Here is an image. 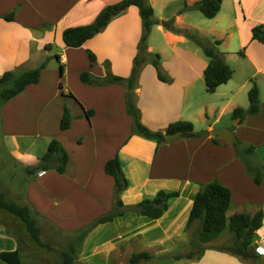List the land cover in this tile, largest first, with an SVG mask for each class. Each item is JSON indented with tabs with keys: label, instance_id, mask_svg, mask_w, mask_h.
<instances>
[{
	"label": "crops",
	"instance_id": "crops-1",
	"mask_svg": "<svg viewBox=\"0 0 264 264\" xmlns=\"http://www.w3.org/2000/svg\"><path fill=\"white\" fill-rule=\"evenodd\" d=\"M121 1L0 0V75L46 63L37 83L26 86L1 107L6 149L24 167L34 166L45 153L44 145L57 140L68 158L63 174L53 169L34 174L27 188L28 202L53 224L70 227L82 216L83 226L89 225L112 208L114 181L105 174L104 164L117 156L128 181L119 195L124 205L152 199L160 190L178 191L179 196L167 201V209L157 219L125 213L97 224L82 240L83 263L91 264L98 252L115 261L123 249L131 254L129 249L137 242L169 246L186 231L195 194L213 180L231 193L230 206L235 210L229 207L227 216L241 208L248 214L261 210L262 224L255 240L264 255V182L254 183L231 143L209 134L157 145L132 133L133 120L126 108L128 96L139 111L140 123L151 131L164 133L176 121L192 123L193 130L199 125L200 131L208 133L211 129L230 130L233 137L254 146L256 158L264 165V41L251 40V29L264 25V0H221L212 18L198 10L180 12L185 4L199 0H148L157 22L147 35V51L159 56V70L166 81L159 80L155 68L145 63L132 90L124 82L101 86L83 83L79 78L83 72L93 78H129L143 32L139 11L126 7L77 48L64 45L62 32L93 23L104 7ZM13 10V21L1 18ZM183 32L218 41L225 62L232 63L227 64L231 78L213 93L206 91L204 83L208 58ZM88 52L94 55L93 62ZM53 60L54 67L50 65ZM251 79L258 88L259 112L233 125V109L249 105ZM64 107L71 120L69 128L61 131ZM88 110H93L92 116L85 115ZM33 148L42 154L36 156ZM96 230H107L111 236L86 250L87 237ZM206 258L241 264L215 250H206L197 262L188 264H200Z\"/></svg>",
	"mask_w": 264,
	"mask_h": 264
},
{
	"label": "trees",
	"instance_id": "trees-1",
	"mask_svg": "<svg viewBox=\"0 0 264 264\" xmlns=\"http://www.w3.org/2000/svg\"><path fill=\"white\" fill-rule=\"evenodd\" d=\"M221 0H199L192 5L185 4L180 12L187 10H198L207 18H212L219 11ZM134 6L138 9L142 20L143 32L138 46L137 54L134 58L133 68L128 79L108 75L105 78H93L89 73H81L80 81L91 85L101 86L108 84L126 83L129 90L133 89L134 82L139 73L140 67L145 63H150L156 70L157 78L161 81H166V78L159 70V56L151 54L147 51L146 39L150 31V27L157 21L153 18V10L148 3V0H122L121 2L104 7L96 16L93 23L85 26L69 27L62 32V41L66 47L77 48L82 46L87 40L98 34L107 25L110 19L119 14V8ZM14 10L8 14H4L1 18L5 21L14 20ZM196 45H198L203 54L208 58V64L204 70V83L206 91L213 93L216 88L226 83L232 76V70L225 63L223 53L217 46L218 41H207L198 38L196 35L189 32H183ZM251 40L258 42L264 41V25H258L251 29ZM243 54V51L239 52ZM54 58L59 62L58 55ZM88 58L91 62L95 60L92 53L88 52ZM45 61L34 69L25 71H6L0 76V107L9 99L19 94L26 86L38 82L39 74L45 68ZM62 65H59L60 75L62 74ZM62 88V84H59ZM70 96H72L69 93ZM127 113L132 117V133L140 135L144 138L151 139L156 144L165 142V134L180 132V137L185 138H200L207 136V131L194 132L192 123L188 121H176L170 123L164 133L151 131L140 123L139 111L134 106L132 98L127 96ZM249 105L247 109L236 107L233 109L231 117L233 120L239 119L241 122L246 115H255L259 112V93L255 83H252L247 93ZM93 110L85 112L87 117L92 116ZM70 116L68 110L64 107L63 113L59 122V129L66 131L70 125ZM235 154L242 161L246 172L250 175L255 184L259 185L264 182V165L256 158L254 146L247 145L236 137H233L231 142ZM67 153L63 146L57 140H51L48 143L45 153L38 158L36 165L26 168L29 175H34L39 171L53 169L58 174L65 172L67 164ZM104 172L112 177L114 181L113 190V205L110 211L106 214L95 218L89 225L84 227L75 238L71 239L66 249L62 251L61 257L63 264H75L77 249H79L83 238L97 224L105 223L113 220L117 216H122L125 213H133L138 216H146L151 219H157L167 209V201L170 198L179 196L178 191L166 192L160 190L152 199H143L135 204L124 205L119 198V195L128 187V181L125 178L120 162L117 156L106 161L104 164ZM231 204V193L229 189L218 181L213 180L202 185L194 196L192 206L188 215L186 228H192L194 223H198V237L201 243H206L217 237L225 228L233 235L234 248H224L221 251L227 252L238 257L241 261L247 264H258L260 256L253 250L252 242L257 236V231L262 224V212L257 210L254 214L237 212L229 217L226 215ZM0 207L7 212L17 216L26 227L31 239L41 244L39 238V226L36 224L38 213L33 211V207L28 204L18 205L14 202L6 201L4 195L0 193ZM75 240V241H74ZM193 241H190V246H193ZM206 248L199 250L197 254L194 251L185 254L174 255L172 259H194L198 260ZM74 256V257H73ZM152 257L146 252L134 254L129 264H137L140 261L151 260ZM0 262L3 264H20L19 254L16 250L0 251Z\"/></svg>",
	"mask_w": 264,
	"mask_h": 264
},
{
	"label": "rangeland",
	"instance_id": "rangeland-1",
	"mask_svg": "<svg viewBox=\"0 0 264 264\" xmlns=\"http://www.w3.org/2000/svg\"><path fill=\"white\" fill-rule=\"evenodd\" d=\"M217 48L219 50L221 49V47L219 46H217ZM50 63L52 67L56 65V61L54 60ZM225 63L228 64L229 66H232V63L231 64L229 62H225ZM246 72L247 71L245 70V73ZM250 83L252 85V83H254V79H251ZM245 99H247L246 96ZM1 107H0V193L4 195L6 201L14 202L15 204L18 205H24V204L31 205L28 202L27 188L30 184L29 182L33 179L34 175H29L26 172V168L32 166L24 167L18 161L13 159L11 154L7 151L4 142L5 131L3 128ZM236 120L237 119L233 120V122L231 123L234 125V122ZM198 126L195 127L196 129H194V132H200V127ZM39 144L43 146V141L40 140ZM163 144L166 143L164 142ZM44 146L47 148L48 143L47 145L45 144ZM33 153L36 156H39L40 149L33 148ZM234 210H235V206L231 205L230 211L234 212ZM236 210L239 212L240 209H236ZM242 210L243 209L241 208L240 211L245 212V210L243 211ZM33 211L36 212L34 208ZM81 218L76 221L77 223H73L75 225H70L69 227V225L65 226L57 223L53 224L51 221H49L47 217L38 216V218L36 219V224L39 226L40 229L39 238L41 244H37L31 239L30 235L28 234L25 224L17 216L7 212L6 210L0 207V251L16 250L19 254L20 264H63L61 257L62 251L66 249L68 243L71 242V239L75 238L78 232H80V230L84 228L83 221ZM74 226L77 228L71 229V227ZM198 230H199L198 223H194L192 225V228L186 229V231L182 233L179 238L177 239L173 238L172 241H170V245L164 248L160 245L157 246L156 244H153L151 246H146V245L142 246V244L137 242L135 243V247L131 246V248L129 249V251L132 252L131 254H127L125 252V250L127 249L125 250L123 249L121 251L122 255H120V257H116L115 261L112 258H108V257L105 258L103 254H99L98 252L97 256H94L90 259L91 261L90 263L91 264H129V260L134 254H139L140 252L141 253L146 252L152 257V259L148 261L142 260L137 264H188L190 262L191 263L197 262V260L185 259V258L175 260L170 257H174V255H178V254H185L190 251H194V253L197 254L199 250L204 248H206L205 251L209 250L212 252L213 250H215L231 255L227 252L221 251V249L224 248H234L233 235L231 234V232L228 231L227 228H225L217 237L211 239L206 243L200 242L199 237L197 235ZM108 234L109 231L107 230H100V231L96 230L92 232L87 237L84 247L87 248L86 250L93 248L91 247V245L98 244L99 242L104 240V238H107ZM110 236L111 235H109L108 237ZM190 241H193L194 243L193 246H190ZM260 245L261 244L257 246V240L255 239L252 242V248L256 253H260L258 254L259 256L261 255V251H262V250L260 251L259 249ZM82 246H83V241L81 242L79 249H77L78 246L76 247L77 250L76 259L73 256L74 257L73 260L75 264H85L81 261ZM205 251L203 252V254L205 253ZM233 257L237 258L239 263L247 264L246 262L241 261L238 257L236 256ZM118 259L120 260V262H118ZM217 262L218 263H216V260H209L206 258L203 262H200V264H224L220 261ZM0 264L3 263L0 262Z\"/></svg>",
	"mask_w": 264,
	"mask_h": 264
},
{
	"label": "water",
	"instance_id": "water-1",
	"mask_svg": "<svg viewBox=\"0 0 264 264\" xmlns=\"http://www.w3.org/2000/svg\"><path fill=\"white\" fill-rule=\"evenodd\" d=\"M124 9V7H120L119 11H122ZM162 26H167L166 23H161ZM238 123V119L234 122V124ZM209 134L211 136H216V137H220L223 140H225L226 142L231 143L233 140V135L232 132L230 130H225V129H211L209 131ZM181 135L180 132H175V133H170V134H165L164 138L165 141H171L173 139L179 138ZM258 264H264V255H261L258 261Z\"/></svg>",
	"mask_w": 264,
	"mask_h": 264
},
{
	"label": "built area",
	"instance_id": "built-area-1",
	"mask_svg": "<svg viewBox=\"0 0 264 264\" xmlns=\"http://www.w3.org/2000/svg\"><path fill=\"white\" fill-rule=\"evenodd\" d=\"M261 240H264V237H261Z\"/></svg>",
	"mask_w": 264,
	"mask_h": 264
}]
</instances>
